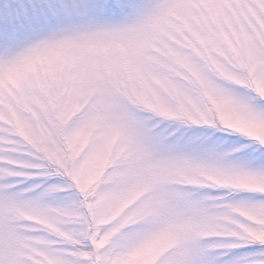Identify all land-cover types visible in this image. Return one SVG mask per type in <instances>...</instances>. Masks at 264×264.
I'll return each mask as SVG.
<instances>
[{"label": "snow or ice", "instance_id": "6c2138e0", "mask_svg": "<svg viewBox=\"0 0 264 264\" xmlns=\"http://www.w3.org/2000/svg\"><path fill=\"white\" fill-rule=\"evenodd\" d=\"M0 264H264V0H0Z\"/></svg>", "mask_w": 264, "mask_h": 264}]
</instances>
